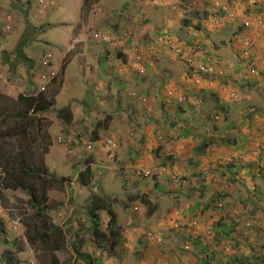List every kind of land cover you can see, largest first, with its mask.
Masks as SVG:
<instances>
[{
	"label": "rangeland",
	"instance_id": "obj_1",
	"mask_svg": "<svg viewBox=\"0 0 264 264\" xmlns=\"http://www.w3.org/2000/svg\"><path fill=\"white\" fill-rule=\"evenodd\" d=\"M36 2L0 0L1 13L13 18L9 19L11 32L0 30V97L16 99L59 87L56 104L37 117L33 127L49 147L44 166L64 179L52 183L48 197L50 218L64 233L65 244L57 251L31 246L23 226L24 221L33 222L29 195L23 189L3 188L0 179V254L12 251L14 264H53V257L54 264H204L202 260L216 252L212 264H240L231 255L242 264H257L255 257L264 253V184L259 175L252 184L248 171L257 173V167L264 165V0H87L85 5L84 0H50L46 9ZM223 4L228 13L219 12ZM50 22L61 28L43 29ZM246 38L251 41L248 56ZM159 39H171L174 46L200 55V60L205 52L209 54L205 57L218 58V76L193 73L184 60L174 57L172 46L166 51L167 45L161 44L163 57L150 59L149 76L138 83L141 79L132 68L115 59L117 50L136 40L143 48L157 46ZM43 51L54 56L57 85L40 80L30 69L43 61ZM109 54L114 59L106 60ZM19 55L28 57V62ZM9 66L16 70L15 76ZM30 81L34 85L28 86ZM132 88L142 90L150 112L130 105ZM203 90L214 93L204 98ZM188 91L201 94L197 98ZM169 92L173 97L182 92L187 103L167 107ZM217 99L226 105L224 112L218 109ZM68 105L78 115L70 126L58 117ZM87 121L91 126L85 125ZM97 122L110 124L103 133L115 139L119 148L103 145V151L95 154V172L97 176L102 172L103 180L93 190L95 184L87 189L80 186L78 172L85 167L75 170L77 162L68 147L93 143L92 126ZM237 136L249 138L248 150L222 143ZM60 137L67 143L59 144ZM141 157L142 161H134ZM107 158L111 161L105 165ZM162 163L187 182L169 187L166 175L162 188L139 187L140 195L149 193L155 207L149 214L144 202L130 200L133 192L127 190L124 178L135 184L140 171ZM233 173H238L240 182H229ZM247 185L262 189V196L249 193ZM228 187L233 188L230 193ZM93 193L115 198L124 238L115 249L110 244L96 245L90 234L87 212ZM99 215L105 231L109 217L104 211ZM186 222L192 228H182ZM239 223L229 232L221 230ZM195 240L209 249L192 247ZM187 243L191 250L183 249Z\"/></svg>",
	"mask_w": 264,
	"mask_h": 264
},
{
	"label": "trees",
	"instance_id": "obj_2",
	"mask_svg": "<svg viewBox=\"0 0 264 264\" xmlns=\"http://www.w3.org/2000/svg\"><path fill=\"white\" fill-rule=\"evenodd\" d=\"M9 2L14 0H7ZM38 1V0H37ZM38 2H36L37 4ZM87 3V0H84V5ZM207 3H212V1H207ZM28 5H31L32 2H28ZM40 9L43 7L39 4H37ZM36 5V6H37ZM216 6V5H214ZM224 4L219 7V12L221 13H228L229 9L223 10ZM27 11L30 12V7L27 6ZM227 10V11H226ZM204 16L207 18L209 16L208 13L204 14ZM55 22H50L48 26H45L43 29H53L55 27H60L59 25H54ZM186 25L190 26V22H187ZM42 29V30H43ZM162 36V35H158ZM138 43V40L133 41L131 45H129L128 48L124 49H118L116 60H120L121 64L128 65L132 61V50L133 47L136 46ZM139 46V45H137ZM163 46V45H161ZM157 47V46H156ZM158 48V47H157ZM160 49H164V47H159ZM158 48V51L160 50ZM167 51H171L172 48L169 46H166ZM121 51V52H120ZM161 51V50H160ZM20 54H22L21 48H19ZM116 50L114 51V53ZM111 54V53H110ZM109 54V55H110ZM113 54V53H112ZM195 54V53H194ZM204 57L207 52L203 53ZM43 57H45V51L42 52ZM108 55V56H109ZM209 55V54H208ZM162 58V55H157L155 58ZM197 59L198 57L195 56ZM214 58V57H213ZM19 59L22 60L24 63L28 62V57L19 55ZM114 59L113 55H110L106 60H112ZM153 59V58H152ZM183 59V57L181 58ZM179 59V61L181 60ZM154 60V59H153ZM173 60H171L172 62ZM55 61L52 60V63L50 64L51 68H56ZM8 63V62H7ZM31 70L35 71L39 77L40 80L43 81V77L47 76V72L49 69L48 67L44 66L43 61L38 60L36 63V67L34 65H30ZM64 66V65H63ZM8 70H10L11 74L15 76L16 70L11 68L9 66ZM63 70L65 71V66L63 67ZM63 71V74H64ZM32 77V76H31ZM147 76L143 77L138 83H143L147 80ZM49 79V78H48ZM52 81V82H51ZM36 82V81H34ZM50 82L54 85L58 84L57 79H50ZM165 84V83H164ZM34 83L30 81L28 83V86H32ZM164 88H168L167 85H163ZM59 87L57 89H54L52 91H39L36 94H20L16 99L11 97H0V179L2 180V187L6 189H23L25 190L29 195V201L28 206L31 209L33 213V222H27L24 221L23 226L26 228V234L25 237L27 238L28 242L33 247H37L41 251H57L63 248L64 242H65V235L62 232L61 228L55 226L50 218L49 211L52 209L51 205L49 204V197H48V189L51 187L52 183H63L64 179L59 180L55 175H52L49 170L44 166V155L48 153V144L47 142L43 145V138L39 135V132L35 131L34 125L38 120L37 117L40 115H44L45 113H48L56 104V96L58 94ZM142 91V90H141ZM213 91H202V97L207 98V95ZM182 93V92H181ZM178 95L179 97L183 98L182 102H179V98H169L167 97V101L164 102V104L167 105V107H171L173 104L175 105H185L187 103V98L183 93ZM190 93V95H195L197 98H199L201 93L195 94L191 91L187 92V95ZM214 93V92H213ZM216 94V93H215ZM217 105L218 109L221 110V112H224V107L226 105H221L219 100L217 99ZM58 117L64 121L65 124L71 125L74 119V114L71 111L70 107H65L61 109L58 112ZM226 120L225 115L223 116ZM100 124L99 122L96 124ZM230 128H233L234 125L228 124ZM102 127L100 124L99 127ZM95 129V130H96ZM237 130V128H236ZM93 133V132H92ZM14 140V144L9 143L8 141ZM249 138L246 137H236L233 139H228L226 141H223L222 143L229 148L231 145L236 148V150H248L247 148V141ZM211 144L214 145L213 139L209 140ZM43 148H46L43 150ZM231 148V147H230ZM42 152H41V151ZM139 151V149H136ZM40 153V157L39 156ZM133 153V151H131ZM137 155V154H136ZM36 157L39 158V162L35 161ZM134 157V156H132ZM264 157V156H262ZM135 158V157H134ZM142 161L143 157L138 160H134L136 163L138 161ZM95 161V155L90 154L87 159H85L82 162H78L75 166V170L77 171L80 169V167L84 166V170L78 172V178H79V184L82 188H90L93 186L92 184H95L92 188L95 190V187L102 183V177L97 176L94 172V167L92 166V163ZM149 167L146 168V172L149 171L151 175L146 174L145 171L139 172V179L137 183L132 184L130 181L125 179V186L127 187V190L129 192H133V195L130 197L131 201L137 202L141 201L144 202L148 207V213L152 214L155 210V207L151 204L150 201V195L149 193H145L140 195V191L138 190L139 187L146 188V189H156L157 186H160L162 188V182L163 176H167L169 179L167 182V186L173 187L174 185H179L181 187V183L187 182L186 179L180 178L178 175L172 174L170 171L167 170V172H162L161 169H164L166 167V164L154 167L152 165H148ZM232 168H234V165H232ZM257 173L248 171L249 175H251L250 182L254 184L255 180L257 179V176L261 178L262 183L264 184V165H260L257 167ZM238 173H233L231 177H229L230 183H236L237 181L240 182V180L237 178ZM155 181V185H150L152 181ZM237 182V183H238ZM242 185H244L242 183ZM248 186V192L254 193V194H261L259 197L262 196L263 190L259 187H252L250 188ZM264 187V186H263ZM132 188V189H131ZM230 187H228V191L226 193H230L231 190ZM142 191V189H141ZM167 191L171 192L170 189L167 187ZM167 192V193H169ZM114 200L115 198L106 197L102 195H98L96 193L93 194V198L91 199L92 203L90 205V209L87 212L88 217L91 219L92 226L90 228V234L94 238V243L96 245L102 247L106 244H110L111 248L115 249L118 246H120L124 238L121 234V227L118 225V215L116 211L114 210ZM126 207L130 206V203H126ZM235 207V205H234ZM238 210V209H237ZM106 212L109 220L108 225L105 231L102 230V224H101V218L99 213L100 212ZM264 213V212H263ZM231 225V227H229ZM230 225H224L222 226L221 230L224 232H229L233 230L236 227L240 226L239 224H230ZM182 228H192L191 223H182ZM190 226V227H189ZM189 227V228H188ZM217 230V229H216ZM258 235V231L256 236ZM187 239H190L192 236L187 235ZM223 237L226 238V235ZM193 239V237H192ZM106 242V243H103ZM83 242V241H82ZM83 244V243H81ZM39 246H42L39 247ZM190 243H187L185 247H183L184 250H191L189 247ZM199 247L202 251H207L209 249V245H202V243L199 242V240L194 241V245L192 247ZM189 247V249H187ZM181 249V246H179ZM216 252L210 253L208 257L204 258L202 261L204 264H212L213 257H215ZM231 258H234V260L239 261L238 263L242 264V260H240L238 257L231 255ZM257 258L256 263H262L264 264V253H261L259 257ZM16 261L15 255L12 253V251H6L3 255L0 254V264H14ZM52 263H56L57 259L55 257L52 258ZM232 264V262H231Z\"/></svg>",
	"mask_w": 264,
	"mask_h": 264
},
{
	"label": "built area",
	"instance_id": "obj_3",
	"mask_svg": "<svg viewBox=\"0 0 264 264\" xmlns=\"http://www.w3.org/2000/svg\"><path fill=\"white\" fill-rule=\"evenodd\" d=\"M50 3V0H38V4L41 5L43 7V9H45ZM8 19H11L10 17H8ZM1 22V19H0ZM246 26H249V23H246ZM7 29L10 30L11 26L7 25ZM244 43L247 46V52L245 53L246 56L249 55V49L251 47V41L246 38L244 39ZM161 44H165L167 46H172L173 47V51L172 54L174 55L175 58H182L183 60L186 62V64L188 65V67L190 68V70H193V73H197V74H203L205 76H216L218 71V65L219 62L211 57V56H207L202 58L201 60L199 59V56H197V54L195 53H188L187 50H185L182 46H174V42L171 41V39H167V41L164 40H158L157 42V47L159 48V46H161ZM156 46L153 47H145L143 48L142 46H134L133 47V59H132V63L130 64L131 67L134 69V72H136L137 74L140 75H144L146 74V69L147 66L150 65V59L155 58V56L159 55V51L158 48ZM195 56H197L198 58L196 59ZM52 59L53 56L52 54L48 53L44 59H43V63L44 66L48 67L49 69L47 72V76L43 77V81H46L50 79H54L57 75L56 71L51 68L50 64L52 63ZM253 72H255L253 70ZM44 87V86H43ZM168 88H166L167 91ZM168 97L169 98H175L178 97L179 98V102L183 101L182 97H179L178 95L173 97V93L169 92L168 93ZM132 96L136 97L137 93L134 92L132 94ZM138 100L141 101L142 103H148V100L144 97V96H137ZM58 142L61 143H65V139L60 137L58 139ZM105 144L112 148L113 150H115L118 147V143L113 139V138H107L105 140ZM93 151V145L88 144L86 145V147H82V148H69L68 152L70 154L71 157L76 158V160L80 161L83 160L84 158H86V154L90 153ZM162 172H166L167 170L161 169ZM146 174L151 175V173L146 172Z\"/></svg>",
	"mask_w": 264,
	"mask_h": 264
},
{
	"label": "clouds",
	"instance_id": "obj_4",
	"mask_svg": "<svg viewBox=\"0 0 264 264\" xmlns=\"http://www.w3.org/2000/svg\"><path fill=\"white\" fill-rule=\"evenodd\" d=\"M38 2V1H37ZM52 2H50L49 4H51ZM46 9V8H45ZM8 17H10L11 19H13L12 18V15H7V14H2L1 13V10H0V19H1V22H0V30L2 31H4V33H6V32H11V29L10 30H8L7 29V25H10L11 26V24H10V22H9V19H8ZM96 37L98 36V34H96L95 35ZM146 47H148V46H146ZM167 51V50H166ZM48 54V53H47ZM132 56H133V52H132ZM133 59V58H132ZM154 59V58H153ZM178 59H181V58H178ZM52 60H54V56H53V59ZM181 60H183V59H181ZM216 60L218 61V58H216ZM121 63V62H120ZM131 63H132V61H131ZM130 63V64H131ZM130 64H128V65H124L125 67H131V65ZM123 65V64H122ZM151 65V64H150ZM149 66V65H148ZM148 66H147V69H146V74H144V75H140V74H137L136 72V74H137V77L138 78H140V79H142L143 77H145V76H149L148 75ZM132 68V67H131ZM131 70H133L134 71V69L132 68ZM218 74L219 73H217V75L216 76H218ZM216 76H213V77H216ZM56 78V77H55ZM54 78V79H55ZM139 89V90H138ZM132 88V89H129V93H128V98H129V100H130V105L132 106V105H135V106H138V107H143L144 109H147L149 112L151 111V108H149L148 107V105H149V101H148V103H142L141 101H139L138 100V98H137V96L139 97V96H144L147 100H148V98L144 95V94H142V91H141V89L140 88ZM134 92H136L137 93V96L136 97H134V96H132V94L134 93ZM108 138H112L111 136H109ZM59 139V138H58ZM65 139V138H64ZM107 139V138H106ZM106 139H104V141H103V143H101V145L103 146V145H105V146H107L106 144H105V140ZM115 140V139H114ZM117 142V141H116ZM65 143H67V139H65ZM118 143V142H117ZM60 144V143H59ZM63 144V143H62ZM89 143H87V144H85L84 145V147H86V145H88ZM91 145H93V151L92 152H90V153H88V154H86V158H84L83 160H80V161H78V160H76V158L74 159L75 161L74 162H82V161H84L85 159H87L88 158V156L90 155V154H93V155H95L96 154V150H97V148H98V145L97 144H94V142L93 143H90ZM77 147H79V148H82L83 147V145L82 146H73L72 144L68 147V150H69V148H77ZM108 147V146H107ZM109 149H111V150H113L112 148H110V147H108ZM119 148V143H118V147L115 149V150H117ZM96 149V150H95ZM110 161H111V159L110 158H107V161H105V165H107V164H109L110 163ZM95 163H96V161H94L93 163H92V166L94 167V172H95ZM165 169L167 170V167H165ZM167 172V171H166ZM95 174H96V172H95ZM99 176H103V173L101 172L100 174H99Z\"/></svg>",
	"mask_w": 264,
	"mask_h": 264
},
{
	"label": "crops",
	"instance_id": "obj_5",
	"mask_svg": "<svg viewBox=\"0 0 264 264\" xmlns=\"http://www.w3.org/2000/svg\"><path fill=\"white\" fill-rule=\"evenodd\" d=\"M60 26V25H59ZM64 27V26H63ZM58 29V28H61V26L60 27H55V29ZM68 45H71L70 43L68 44ZM78 102V100L77 101H75L74 103H77ZM110 102L111 103H113V105L115 106V99H113L112 101L110 100ZM68 106H70V109H71V111L73 112V114H74V119H73V122H72V124L74 123V121H75V119L77 118V116L78 115H75V113H74V111H73V107H72V105H68ZM118 106H119V103H118ZM117 106V107H118ZM78 118H80V117H78ZM109 118V117H108ZM84 119V118H83ZM110 122H112V120L110 121ZM98 123V122H97ZM96 123V124H97ZM100 124H101V122H99ZM71 124V125H72ZM93 125L92 126V137H93V139H94V144H97L98 145V148H97V151H96V154L99 152V154H100V152L101 151H103V149H104V147L101 145V143H103V141H104V139H106V138H108L109 137V135L108 136H106L103 132H105L108 128H107V126H109V125H104V126H102V127H100V128H97L96 129V126L97 127H99L100 126V124H98V125ZM85 125H88V126H91V122H85ZM96 129V130H95ZM102 129H104V130H102ZM106 147V146H105ZM150 165V164H149ZM94 194V193H93Z\"/></svg>",
	"mask_w": 264,
	"mask_h": 264
}]
</instances>
